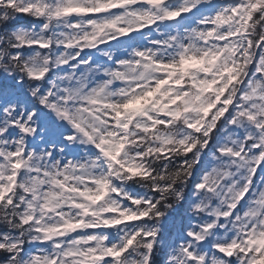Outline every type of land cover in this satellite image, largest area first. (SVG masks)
<instances>
[{"label": "snow or ice", "instance_id": "obj_1", "mask_svg": "<svg viewBox=\"0 0 264 264\" xmlns=\"http://www.w3.org/2000/svg\"><path fill=\"white\" fill-rule=\"evenodd\" d=\"M0 264H264V0H0Z\"/></svg>", "mask_w": 264, "mask_h": 264}]
</instances>
